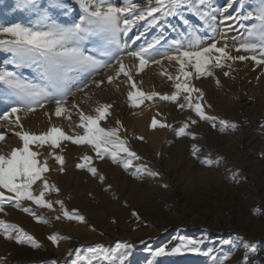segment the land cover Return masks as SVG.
Instances as JSON below:
<instances>
[{
	"label": "rangeland",
	"instance_id": "rangeland-1",
	"mask_svg": "<svg viewBox=\"0 0 264 264\" xmlns=\"http://www.w3.org/2000/svg\"><path fill=\"white\" fill-rule=\"evenodd\" d=\"M43 2L47 3V0ZM64 2L68 9L74 10L70 13L74 16L78 11L74 0ZM116 2L121 6L120 0ZM210 2L216 9L212 13L215 20L207 23L185 10L182 17H158V23H150L149 18V21H140L127 35L121 34L123 52L120 55L127 66L126 71L131 70L135 89L130 88L123 74L113 84L107 83V76L113 75L118 68L113 61V68L101 69L89 78L104 81L100 88L89 84L83 92L68 98L69 108L72 104H79L85 114L94 115L98 104H111V115L101 121L100 126L115 128L119 120L123 125L119 133L121 138L126 139L127 146L141 157L134 163L146 165L158 175H133L134 169L126 171L108 157L97 159L90 145H74L69 141H61L63 151L55 150V154L65 158V171L61 173L60 165L48 157L51 149L47 144L42 148L30 145L34 151L42 153L38 160L42 162L48 157L50 170L44 176L60 190L59 193L48 192L45 199L63 200L66 209H78L86 217V223L63 218L57 204L53 205L54 210H49L30 201H21L22 207H30L48 220V223H38L7 199L13 193L0 188L5 194L0 220L22 228L40 245L18 244L15 239H6L0 230L3 264H51L52 261L72 264L77 253H87L88 248L98 246L111 252L113 261L101 260L97 264H121V261L124 264H264V64L258 65L252 59L230 61L231 69L217 68L213 69V76L189 78V83L204 93L206 114L218 118L215 128L211 122L200 120L191 110L180 109L176 103L158 97L144 100L138 107H131L128 101L129 91L145 94L152 91L171 94L175 91L174 81L161 73L177 75L179 65L165 57L175 54L176 41L183 42L181 50L187 48L189 32L194 31L199 36L202 46L216 41L220 47L225 43L221 34L225 28L232 27L235 30L226 34L231 54L253 55L234 49L241 42L250 41L245 29L239 25L250 26L254 21L241 18L257 13L264 7L262 0ZM144 6L145 3H141V7ZM229 16L236 19H227ZM60 18L70 17L61 15ZM30 20H33V14L21 6V0H0V25L27 24ZM156 39L159 44L149 54L154 61L161 63H150L137 72L139 62L128 57L127 51L138 50L141 45L146 46ZM85 48L97 59H107L100 54L102 46L96 38L85 42ZM9 57L10 53L0 52V65ZM19 71L34 83L42 82L41 73L35 67ZM224 71L231 74L224 76ZM5 88L0 85V92ZM183 95L180 102H183ZM15 99L14 96L0 95V115L14 105ZM54 111L55 104L51 102L30 113L14 114L7 121L0 119V134L5 135L0 142V151L7 154L22 146L14 134L21 128L10 122L16 115L20 117L23 130L29 133L39 135L56 126L67 135H83L82 129L76 127L79 117L75 110L71 111V120L56 117ZM153 118L171 127L153 129ZM189 118L197 120L186 130L194 133L196 139L190 135H176V130ZM221 119L235 122L237 127L222 131ZM193 145L201 150L198 157L193 155ZM84 154L93 157V166L106 178L103 184L86 169L76 167ZM205 158L213 161L211 166L202 163ZM108 185L111 190L106 191ZM40 187L41 183L37 181L33 185L34 194H38ZM56 216L61 219L57 220ZM52 234L68 239L53 244L48 239ZM182 240L200 242L196 245L198 250L192 251L189 246L179 253L172 252ZM121 244L131 247L117 248ZM246 244L252 247H245ZM160 247H164L167 254L154 256V251Z\"/></svg>",
	"mask_w": 264,
	"mask_h": 264
},
{
	"label": "snow or ice",
	"instance_id": "snow-or-ice-1",
	"mask_svg": "<svg viewBox=\"0 0 264 264\" xmlns=\"http://www.w3.org/2000/svg\"><path fill=\"white\" fill-rule=\"evenodd\" d=\"M78 6V11L74 16L70 13L74 10L68 9L64 0H21V6L32 12L33 20L25 23H12L8 26L0 25V52L10 53V57L0 65V85L6 88L0 92L5 97L14 96V105L8 111L0 115V119L5 121L9 117L21 111L30 113L35 111L37 107L43 108L45 103L54 102L56 117L63 116L66 120H71V111L75 110L79 117L76 127L82 129L83 135L71 134L67 135L64 131L56 126H52L48 131L42 134H33L23 130L20 117L10 121L21 131L15 132V136L22 142L21 147L13 148L5 154L0 151V188L6 189L12 196L7 197L9 201L14 202V207L33 216L38 223H48L47 218L41 216L30 207H22L21 201H30L40 208L54 210L53 205H59L63 218L68 221H76L86 223V217L80 214L78 209L68 211L63 200L50 201L45 196L48 192L59 193V188L54 184H50L44 176L50 169L48 166V157L60 165L59 171H65V158L63 155L55 154L56 149H61V141H69L74 145H90L91 150L95 153L97 159L103 160L106 157L117 165L123 167L124 170L134 169L133 175L146 173L156 176L158 173L152 172L146 165H137L134 161L141 159L135 151L128 147L126 139L120 136V128L123 127L119 120L116 121L118 127L104 128L100 126V122L111 115L109 111L111 104H98L94 109L95 114H85L80 110L79 104H72L68 107V98L74 96L77 92H83L89 84H95L100 88L104 81H96L89 79L100 72L101 69L113 68V61L118 68L114 70L113 75L107 76V83L113 84L123 74L127 77L130 88L135 89L136 83L133 82L131 70L126 71V65L120 53L121 34L127 33L136 26L140 21H149L150 23H158V17H182L186 10L197 16L200 20L207 23L209 20H215L212 14L216 9L212 8L210 0H120L121 6H117L116 0H74ZM141 3H145L141 7ZM264 3V0H262ZM231 6V5H229ZM60 10H63L61 12ZM158 14V15H157ZM61 15L70 17L61 19ZM227 19H236L235 17H227ZM241 19L254 21L250 26L240 24V28H244L250 41L241 42L239 47L234 50L236 52H251V57L245 55H232L227 44V32L235 30L232 27L224 29L222 38L225 43L218 47L216 41L202 46V41L194 31L188 33V44L185 50L181 41H176V49L174 55H168L165 58L169 61H175L179 67L176 69L177 75L174 77L167 72H162L170 81H174L173 87L175 91L171 94H161L156 91L145 94L142 91H129L128 101L131 107H138L144 100H153L158 97L160 100L176 103L180 109H189L195 115L204 121L211 122L215 128L217 126V117L207 115L203 105L204 93L200 88L189 83V78L199 79L200 77L213 76V69H231L228 62L254 60L258 65L264 64V7H261L257 13L243 16ZM184 23L188 21L185 19ZM195 36V39L192 37ZM101 43V55L107 57L106 60L97 59L95 55H91L85 48V42L93 41ZM139 39V37H137ZM235 40L236 37H231ZM159 44V40H153L145 45H141L138 50L127 51L128 57L137 60L138 66L136 71H142L146 65L150 63H161L154 61L151 57L150 50ZM35 67L41 73V83H34L26 79L20 73L21 68ZM194 70V71H192ZM230 71H224V76H229ZM217 85L220 81L217 79ZM184 94L181 101V94ZM211 107V105H207ZM47 115V113H46ZM197 120L189 118L177 130V136L190 135L192 139H196L194 133L186 130L190 124H196ZM221 130L231 127L236 128L235 122L227 120H219ZM159 127H171L161 123L156 118L151 121V127L155 129ZM5 139L4 134H0V142ZM143 139V137H139ZM36 144L42 148L45 144L51 149L48 157L41 162L38 156L40 151H34L30 145ZM193 155L198 157L200 149L192 146ZM93 157L84 154L80 163L76 165L78 169H86L90 174L96 177L102 184L105 176L98 172V169L92 164ZM202 163L211 166L213 161L209 158L202 160ZM40 181L41 187L38 194H34L33 185ZM106 191L111 190L108 185ZM5 199L4 192L0 191V212L4 211L3 203ZM133 215H136L133 213ZM138 218V217H137ZM61 219V216H56ZM0 230L6 239H15L16 243H29L32 247H40L35 238L25 232L17 225L8 224L4 220H0ZM15 233V235H13ZM53 244H58L62 239H68L59 234H52L48 237ZM200 243L192 240H182L179 246L172 249V252L179 253L182 249L197 251L196 245ZM130 248L131 245L121 244L117 248ZM245 247L251 248V244ZM166 249L160 247L154 251L156 257L165 255ZM123 255V254H121ZM113 261V254L105 251L102 246L90 247L87 253H77L72 264H97L98 261ZM0 264H3V258H0ZM51 264H56L52 261ZM121 264H124L121 261Z\"/></svg>",
	"mask_w": 264,
	"mask_h": 264
}]
</instances>
